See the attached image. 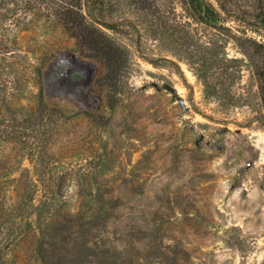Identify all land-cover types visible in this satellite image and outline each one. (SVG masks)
Instances as JSON below:
<instances>
[{"label": "rangeland", "instance_id": "374dc122", "mask_svg": "<svg viewBox=\"0 0 264 264\" xmlns=\"http://www.w3.org/2000/svg\"><path fill=\"white\" fill-rule=\"evenodd\" d=\"M206 1L208 23L185 0H0V262L35 264L29 199L101 197L109 231L136 219L138 264H264V0ZM100 32L126 56L113 106L40 111L43 64Z\"/></svg>", "mask_w": 264, "mask_h": 264}, {"label": "trees", "instance_id": "16d2710c", "mask_svg": "<svg viewBox=\"0 0 264 264\" xmlns=\"http://www.w3.org/2000/svg\"><path fill=\"white\" fill-rule=\"evenodd\" d=\"M185 2L196 19L206 23L217 20L216 10L206 0ZM78 10L71 12L83 18ZM76 18L74 16V21ZM74 21L72 23H76ZM96 29L94 27L92 33ZM94 47L92 53L62 50L47 59L39 70L40 111L51 99L64 100L79 112L92 116L108 106V98L109 105L113 106L107 81L101 78L120 73L126 56L104 32L98 34ZM94 202L91 212H87L92 205L90 200L84 201L77 212H60V207L53 208L54 203L46 200L36 205L31 198L24 203L21 227L24 231L36 228L38 232L35 264H138L140 229L134 216L128 218L130 222L124 224V228L119 226L109 231V225L118 226L123 216L122 212H116L119 200L97 197ZM119 242L123 243L122 248Z\"/></svg>", "mask_w": 264, "mask_h": 264}]
</instances>
